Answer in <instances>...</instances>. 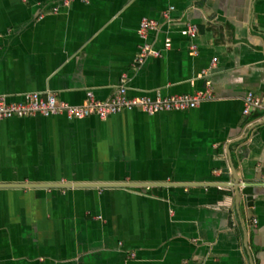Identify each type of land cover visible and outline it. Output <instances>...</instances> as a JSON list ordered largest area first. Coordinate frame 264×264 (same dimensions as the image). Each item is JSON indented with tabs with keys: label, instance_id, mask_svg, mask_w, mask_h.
<instances>
[{
	"label": "crops",
	"instance_id": "obj_1",
	"mask_svg": "<svg viewBox=\"0 0 264 264\" xmlns=\"http://www.w3.org/2000/svg\"><path fill=\"white\" fill-rule=\"evenodd\" d=\"M66 1L0 0L7 101L213 99L0 119V264H264V0Z\"/></svg>",
	"mask_w": 264,
	"mask_h": 264
},
{
	"label": "built area",
	"instance_id": "obj_2",
	"mask_svg": "<svg viewBox=\"0 0 264 264\" xmlns=\"http://www.w3.org/2000/svg\"><path fill=\"white\" fill-rule=\"evenodd\" d=\"M79 0H67L66 4ZM86 1L88 0H80ZM169 13L165 18H169ZM159 23L156 20L143 19L140 23L139 34L147 38L151 32L158 30ZM198 33L196 25L189 24L184 34L195 38ZM196 50V47H192ZM149 55L160 57L161 54L152 51L150 47L141 50L139 61L142 62ZM213 99V88L208 84L207 89L193 95H179L165 97L159 94L156 97L141 96L130 98L127 89L121 87L110 99H98L92 91L87 92L85 103L76 105L60 100L55 93L47 96L39 92L30 93L25 100L7 101L0 96V119L12 117H27L33 115H67L70 119H83L90 115H97L101 119H106L110 115L120 113L128 109H141L148 114L154 115L159 112L185 111L195 109L205 101ZM262 100L249 93L244 102V114L248 115L252 110H261Z\"/></svg>",
	"mask_w": 264,
	"mask_h": 264
}]
</instances>
